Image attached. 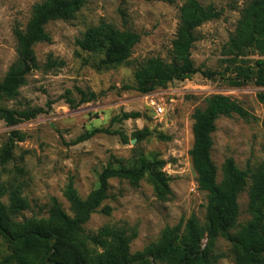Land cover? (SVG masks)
I'll return each mask as SVG.
<instances>
[{
  "label": "rangeland",
  "instance_id": "374dc122",
  "mask_svg": "<svg viewBox=\"0 0 264 264\" xmlns=\"http://www.w3.org/2000/svg\"><path fill=\"white\" fill-rule=\"evenodd\" d=\"M42 1L0 0V80L11 66L22 70L28 63L32 67L17 99L7 106L44 109L36 118L14 126H7L0 119V177L22 184L23 195L30 203L25 217L46 216L51 198H56L70 214V205L63 196L70 181L86 198L97 187L98 174L105 166L115 159L130 158L137 150L165 162L162 171L169 178V199L159 201L145 180L134 187L125 180L111 179L109 198L102 204L111 209L110 214H93L85 230L97 232L103 226H120L129 234L135 231L137 235L130 244V252L135 253L157 242L168 227H183L192 217L202 224L207 197L197 188L189 152L193 144V114L205 106V98L212 94L231 97L249 114L221 117L216 122L211 157L218 181L228 158L241 170L264 166V104L257 98L264 93V87L253 81L232 86L228 77L234 75L228 71L224 55V46L235 31L240 12L251 0H197L221 13L219 19L197 29L198 40L191 49L197 73L147 94L136 89L134 72L149 58L171 61L179 9L186 0H85L73 20L54 21L46 26L51 42L32 46L19 42L14 36L15 27L24 28L33 5ZM101 22L139 35L126 64L98 69L102 56L76 46V40L89 27ZM258 58L256 54L249 55L248 64ZM203 72L214 75L209 78ZM81 91L94 92L96 98L77 105ZM156 106L163 109L159 116ZM129 112L142 116L120 119ZM93 129H108L111 133H97L75 143ZM144 129L149 135L137 142L135 132ZM8 147L12 149L11 159L2 164L1 154ZM238 203L240 226L250 218L247 191L239 194ZM202 245L204 248L205 239ZM8 251L0 238V261ZM210 254L217 264H236L232 246L222 238Z\"/></svg>",
  "mask_w": 264,
  "mask_h": 264
},
{
  "label": "trees",
  "instance_id": "16d2710c",
  "mask_svg": "<svg viewBox=\"0 0 264 264\" xmlns=\"http://www.w3.org/2000/svg\"><path fill=\"white\" fill-rule=\"evenodd\" d=\"M171 2L172 0H145ZM85 0H44L31 9L24 28L15 27V38L26 45L51 42L46 26L54 21H70L83 8ZM221 13L212 5H202L197 0H186L179 9V24L172 42L171 61L158 57L145 60L134 72L136 89L147 94L157 87L187 78L195 73L191 49L198 40L197 29L203 24L219 19ZM139 35L132 31H119L101 22L89 27L76 46L93 54H100L98 69L115 68L126 64ZM259 58L249 65L247 57ZM228 77L232 86L253 81L264 87V0H251L240 12L235 31L224 46ZM32 67L26 63L22 70L11 66L0 80V119L7 126L29 121L44 113L41 107L17 109L8 107L16 100L19 90L26 84V76ZM211 78L212 72H203ZM77 105L96 98L94 92H80ZM264 104V93L257 95ZM237 115L247 117L248 112L231 97L212 94L205 98V106L193 114V144L189 152L196 174L198 190L207 197L204 222L190 218L181 224L166 228L160 239L141 251L131 253L130 244L136 232L130 234L125 227L103 226L97 232L85 230V224L97 212L109 215L111 209L102 206L109 198V180L120 179L137 187L145 180L153 188L159 201L165 202L171 195L169 178L162 171L165 162L152 155L135 150L128 159H115L98 174L97 187L82 198L72 181L63 196L70 205L68 214L56 198H51L46 216L25 217L30 209L23 195L22 184L15 179L0 177V238L7 244L8 254L0 264H217L211 249L217 240L228 242L235 253L236 264H264V166L241 170L232 158L222 166V179L211 157L212 133L221 117ZM139 112L123 113L121 120L139 119ZM111 133L108 129H93L80 136L81 143L97 133ZM13 135H17L16 132ZM149 135L147 130L135 132L137 142ZM22 139V136H19ZM125 143L127 141L125 140ZM12 149L1 154L6 164ZM250 184L248 185V183ZM247 191L249 220L238 226L241 192ZM235 230V232H233ZM206 245L203 248L202 240Z\"/></svg>",
  "mask_w": 264,
  "mask_h": 264
},
{
  "label": "built area",
  "instance_id": "2783aa9c",
  "mask_svg": "<svg viewBox=\"0 0 264 264\" xmlns=\"http://www.w3.org/2000/svg\"><path fill=\"white\" fill-rule=\"evenodd\" d=\"M155 113L159 116L163 113V109L160 106H156Z\"/></svg>",
  "mask_w": 264,
  "mask_h": 264
}]
</instances>
